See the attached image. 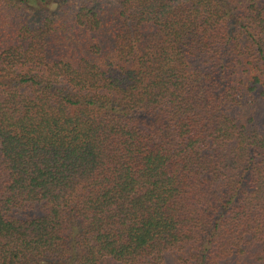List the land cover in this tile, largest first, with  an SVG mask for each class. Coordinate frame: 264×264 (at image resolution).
Listing matches in <instances>:
<instances>
[{
	"label": "trees",
	"instance_id": "16d2710c",
	"mask_svg": "<svg viewBox=\"0 0 264 264\" xmlns=\"http://www.w3.org/2000/svg\"><path fill=\"white\" fill-rule=\"evenodd\" d=\"M0 264H264V0H0Z\"/></svg>",
	"mask_w": 264,
	"mask_h": 264
},
{
	"label": "rangeland",
	"instance_id": "374dc122",
	"mask_svg": "<svg viewBox=\"0 0 264 264\" xmlns=\"http://www.w3.org/2000/svg\"><path fill=\"white\" fill-rule=\"evenodd\" d=\"M28 1L32 3V0H28Z\"/></svg>",
	"mask_w": 264,
	"mask_h": 264
}]
</instances>
